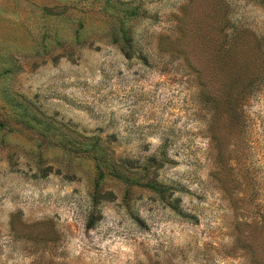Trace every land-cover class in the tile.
<instances>
[{"label":"rangeland","instance_id":"1","mask_svg":"<svg viewBox=\"0 0 264 264\" xmlns=\"http://www.w3.org/2000/svg\"><path fill=\"white\" fill-rule=\"evenodd\" d=\"M0 264H264V0H0Z\"/></svg>","mask_w":264,"mask_h":264}]
</instances>
